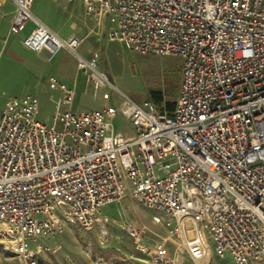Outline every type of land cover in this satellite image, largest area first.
Instances as JSON below:
<instances>
[{"label":"built area","instance_id":"obj_1","mask_svg":"<svg viewBox=\"0 0 264 264\" xmlns=\"http://www.w3.org/2000/svg\"><path fill=\"white\" fill-rule=\"evenodd\" d=\"M11 1L7 39L32 23L22 46L47 51L48 61L68 51L93 96L108 101L116 89L98 71V54L83 58V39L63 40L34 18V0ZM81 1L87 16L113 25L109 39L127 50L179 57L178 96L171 112L121 93L120 110L77 112L73 91L50 78L62 94L50 126L37 120L36 97L9 98L0 114L3 252L43 264L49 248L31 249L30 241L69 227L106 236L102 210L130 195L173 221L182 239V251L172 253L165 243L146 244L145 229L127 223L146 264H184V254L202 262L209 242L234 264H264V0ZM117 114L133 138L115 130Z\"/></svg>","mask_w":264,"mask_h":264},{"label":"rangeland","instance_id":"obj_2","mask_svg":"<svg viewBox=\"0 0 264 264\" xmlns=\"http://www.w3.org/2000/svg\"><path fill=\"white\" fill-rule=\"evenodd\" d=\"M34 7L38 9L42 21L54 31L67 26L75 36L83 39V50H79L81 54H98V71L109 77L116 89L110 92L108 101H104L100 93L93 96L91 86L76 70L78 80L68 86L73 91L71 109L84 112L112 106L120 110V93L136 104L153 101L160 108L166 109L175 103L181 81L182 60L179 57L142 55L127 50L118 41L109 39V34L114 30L113 25L100 23L87 16L77 3H74L72 9H65L59 0H35ZM0 23L4 27L5 20H0ZM30 27L29 25L28 29ZM67 27L61 31L62 37L68 35ZM3 35L4 29L0 30V38ZM18 43V38H11L8 44H4L3 39L0 40V114L9 98L22 99L30 95L39 102L37 120L50 126L58 109L56 99L59 97L57 102H60L62 94L49 85L48 79L39 82L40 79L31 71L37 62L35 56L22 49ZM74 61L72 54L60 50L53 61L44 63V66L51 70L61 65L65 72L64 80L71 85L72 78H75ZM153 94L160 101H155ZM113 125L125 137L133 138L132 125L121 114L116 115ZM102 214L106 219V236L69 227L63 234L52 239L38 238L30 241L29 247L33 249L36 244H42L49 248L50 251L41 257L43 264H146V258L135 251V244L125 230L127 223H132L145 229L146 244L151 246L153 242H160L165 243L172 253L182 251V239L175 232V223L159 211L144 208L130 195L105 207ZM209 247L212 255L208 252L206 259L197 264H234L228 254L220 258L212 252L213 242H209ZM0 264H19L16 258L3 252L1 243ZM184 264L194 263L184 254Z\"/></svg>","mask_w":264,"mask_h":264},{"label":"crops","instance_id":"obj_3","mask_svg":"<svg viewBox=\"0 0 264 264\" xmlns=\"http://www.w3.org/2000/svg\"><path fill=\"white\" fill-rule=\"evenodd\" d=\"M49 2H51V0H48ZM61 5L63 6V8L65 9H72L74 3H77L79 6L82 7L83 11H84V6L82 4V1L81 0H59ZM35 2V0H34ZM34 2H33V5H32V8H31V13L33 15L34 18H36L38 21H40L43 25H45L48 29H50L52 32H54L59 38L63 39V40H67L69 37L71 36H75L72 32V30L70 29V27H67V26H64L62 29H57L58 31H54L53 29H51L48 25H46L42 19L40 18V13L38 11L37 8L34 7ZM15 11V5L14 3L11 1V0H0V20L4 19L5 20V25L3 27V23H0V30L4 29V35L1 36L3 39V41L5 39H7V36H8V29H9V25H10V20L13 16V13ZM85 13V11H84ZM105 21H102L100 23H103L104 24ZM107 24V22H105ZM31 26L30 29H28V26ZM67 27L68 29V35L65 36V37H62L60 35L61 31ZM33 28V24L32 23H28L25 30L20 33L16 38H18V41H19V46L24 49L26 52L28 53H31L35 56L37 62H35V64L32 66V72L34 73V76L35 77H38L40 79L39 82H44L46 81V79H48V83L51 87L54 88L55 91H59L58 88L55 86V85H52L49 81L50 78H54L56 79L58 82H60L61 84L65 85L66 87L68 86H72V84H74L73 82L78 80V73L76 72L77 68H76V59L74 61V72H75V78H72L71 80V85L69 83V81L67 80H64V70L63 68L61 67V65H58L57 67H54L52 68L51 70L50 69H47L45 66H44V63H51L53 61V57L58 54L60 51H58L53 57L51 60L48 61V58H49V53L47 51H42L40 52L39 54H35V53H32L28 50H26L21 42L22 40L30 33L31 29ZM15 38V39H16ZM11 40V38H8L7 39V42L4 44H8L9 41ZM79 50H83L81 49V46L78 48L77 52L80 56H82L83 58H89L90 57V54L87 53V52H83L84 54H81L79 52ZM75 58V57H74ZM78 71V70H77ZM82 75V74H81ZM59 99V97H57L56 99V105H57V108H58V104L59 102H57ZM38 100V99H37ZM39 104V102H38Z\"/></svg>","mask_w":264,"mask_h":264},{"label":"trees","instance_id":"obj_4","mask_svg":"<svg viewBox=\"0 0 264 264\" xmlns=\"http://www.w3.org/2000/svg\"><path fill=\"white\" fill-rule=\"evenodd\" d=\"M152 96H153V99H154L155 101H160V99H159V97H157V95L153 94ZM174 104H175V103H174ZM174 104L171 105V106H167V107H166V109H167L168 112H171V111L173 110V108H174Z\"/></svg>","mask_w":264,"mask_h":264},{"label":"bare ground","instance_id":"obj_5","mask_svg":"<svg viewBox=\"0 0 264 264\" xmlns=\"http://www.w3.org/2000/svg\"><path fill=\"white\" fill-rule=\"evenodd\" d=\"M208 252H210V249L208 250V248L206 247V255L208 254ZM203 262V261H202ZM200 263V262H199ZM197 264V263H196Z\"/></svg>","mask_w":264,"mask_h":264}]
</instances>
